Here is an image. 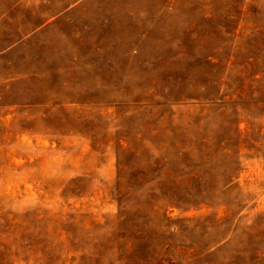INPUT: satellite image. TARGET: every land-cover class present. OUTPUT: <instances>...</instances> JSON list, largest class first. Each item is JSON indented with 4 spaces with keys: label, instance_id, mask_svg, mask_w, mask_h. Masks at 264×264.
<instances>
[{
    "label": "rangeland",
    "instance_id": "1",
    "mask_svg": "<svg viewBox=\"0 0 264 264\" xmlns=\"http://www.w3.org/2000/svg\"><path fill=\"white\" fill-rule=\"evenodd\" d=\"M0 264H264V0H0Z\"/></svg>",
    "mask_w": 264,
    "mask_h": 264
}]
</instances>
